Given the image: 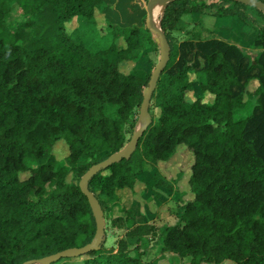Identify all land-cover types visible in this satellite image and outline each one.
<instances>
[{
  "label": "trees",
  "instance_id": "obj_1",
  "mask_svg": "<svg viewBox=\"0 0 264 264\" xmlns=\"http://www.w3.org/2000/svg\"><path fill=\"white\" fill-rule=\"evenodd\" d=\"M241 5H166L160 26L171 58L153 95L159 116L151 107L153 122L131 159L90 181L106 220L120 203V190L145 185L141 176L170 162L180 147L192 153L193 199L183 204L176 224L148 226L161 254L144 260L142 249L150 242L140 234L119 249L108 247L106 233L98 250L56 264H161L168 254L189 264H264V26L250 44L257 51L253 58L193 20L201 15L247 23ZM15 9L22 20H14ZM106 10L103 0H0V264L40 260L95 238L80 180L128 145L152 75L142 61L160 51L146 18L141 26H122L98 17ZM76 17L87 29L66 28ZM175 33L187 39L176 45ZM88 39L98 49L89 48ZM198 82L201 96L195 95ZM61 142L69 153L58 161ZM152 180L159 189L177 190L158 170ZM135 225L128 211L111 224ZM134 243L137 255L128 248Z\"/></svg>",
  "mask_w": 264,
  "mask_h": 264
},
{
  "label": "rangeland",
  "instance_id": "obj_2",
  "mask_svg": "<svg viewBox=\"0 0 264 264\" xmlns=\"http://www.w3.org/2000/svg\"><path fill=\"white\" fill-rule=\"evenodd\" d=\"M219 1V0H213ZM226 3L228 6H232L230 2L221 1ZM147 5V4H146ZM241 10L249 16L250 21L241 22L238 21V24L241 25L242 28H248L247 30L253 32V35H257L259 33V27L264 26V20L262 19L261 13L264 14V11L259 9H253L246 5L240 6ZM162 15V13H161ZM157 17L155 19L156 23L159 24L160 18ZM13 16L15 21L22 20L17 9L13 11ZM115 16L113 15L112 11L108 17L109 22L113 24H121L124 23L119 22L114 19ZM79 26L76 29L81 27H86V23L83 22L84 19H80ZM203 24V19L201 21ZM144 23V20L141 22ZM66 23V28H67ZM124 26V25H123ZM134 26V25H130ZM69 31H71L72 26H68ZM73 30V31H74ZM214 34V33H213ZM215 35V34H214ZM187 39L185 33H175L172 37V42L176 45H179L181 42ZM86 45L91 49H98V46L93 42V40L88 39L86 41ZM245 51L251 55L253 58L256 57L257 51L251 49L244 45ZM161 60V51L157 52H150L147 56L143 59L142 64L145 70V73L152 74L157 65L160 63ZM133 65L123 66L124 72H129L132 69ZM195 95L201 96V91L199 88V82L195 84ZM189 101H194V97L192 93L188 95ZM251 108H248V111L239 113L237 117H245L249 114ZM153 115L155 118L159 116L160 111L152 107ZM142 124L141 120H139V125L137 129L134 131L136 132L140 125ZM133 132V133H134ZM133 135V134H132ZM131 135V136H132ZM56 156L58 161L65 159L68 155V147L63 143H59L56 148ZM193 155L192 153L185 147H180L170 162L167 163H160L156 168L151 167L150 171L144 174L145 182L147 184V188L145 190V185H141L136 189L135 192L126 191L125 193L120 194V203L118 207H111L108 210V218L106 219V233H107V246L108 247H115L119 249L123 243H127L130 237H135L138 234L142 235L145 238H149L150 244L147 247H143L142 251L144 252V260L151 261L158 257L161 254V244L160 242L156 241V239L149 233L148 226H163V225H174L178 222L180 214L182 212V206L185 202L192 200L193 195L190 191L189 187V178L191 174V167L193 164ZM29 165H34V162L28 161ZM65 165L64 163H58L56 166L60 168L61 166ZM162 172L169 180L175 181L176 192L173 190H166V189H159L154 185L152 180V176L156 171ZM144 188V189H143ZM146 191L144 196L140 197L141 191ZM178 191V192H177ZM122 209L125 211L123 212ZM128 212H132L135 216V226H141L140 229L138 227H130L129 229H120L114 228L111 226L113 218L123 217L126 218V214ZM138 229V230H137ZM136 243L130 244L128 248L132 250L133 255H137V251H133L135 248ZM161 264H189L188 259H182L176 255L168 254L167 258ZM224 264H231L229 262H225Z\"/></svg>",
  "mask_w": 264,
  "mask_h": 264
},
{
  "label": "water",
  "instance_id": "obj_3",
  "mask_svg": "<svg viewBox=\"0 0 264 264\" xmlns=\"http://www.w3.org/2000/svg\"><path fill=\"white\" fill-rule=\"evenodd\" d=\"M173 1L175 0H149V2L146 5V11H147L146 27L155 34L157 40L159 41L161 60L151 75V79L149 81L148 87H146L144 90L143 101L140 107V120L142 124L140 125L139 129L133 133L128 145L123 150L115 154H112L106 160L92 166L80 180V184H79L80 189L82 193L87 197L96 221V234L93 242L82 248L67 249L49 255L47 257H44L40 260L27 261L23 264H56L57 262L65 258H79L85 256L91 251L98 250L101 247V245L104 243L105 235H106L105 214L99 199L90 190V181L96 175L101 173L103 170H107L112 165L119 163L124 159L126 160L131 159V157L136 152L140 144V140L143 138L145 132L149 129V127L153 122V116L151 114L153 95L156 91L161 75L165 71L171 58V47L169 41L167 39L166 34L163 32L160 26V22L159 24L156 23L153 10L158 3L162 2L164 4V8H163L164 11L166 5ZM236 1H238L243 5L264 11V2L261 0H236Z\"/></svg>",
  "mask_w": 264,
  "mask_h": 264
},
{
  "label": "crops",
  "instance_id": "obj_4",
  "mask_svg": "<svg viewBox=\"0 0 264 264\" xmlns=\"http://www.w3.org/2000/svg\"><path fill=\"white\" fill-rule=\"evenodd\" d=\"M106 3L107 10L104 14L99 15L98 17L107 18L112 11L113 15L115 16V20L124 23V26L136 25L141 26V22L144 18L147 17L146 11V0H103ZM81 18H74L68 26L71 27L72 32L75 28L79 26ZM101 19V18H100ZM203 19V25H205L209 30H211L220 40L226 41L231 44H235L241 48H244V45L250 47L253 39L258 35H253V32L247 30L245 27L242 28L241 25L238 24V19L234 17H227V18H214L210 16H201L195 15L193 16V20L201 21ZM109 20V19H108ZM101 23V22H100ZM118 24V23H116ZM121 25V24H119ZM122 25V26H123ZM245 49V48H244ZM146 174V173H144ZM144 174L141 176L144 184L145 190L147 188V182L144 180ZM147 183V184H146ZM144 189V188H143ZM126 191H131L130 189H123L118 192L120 196L121 193H125ZM146 191H141L140 197L144 196Z\"/></svg>",
  "mask_w": 264,
  "mask_h": 264
},
{
  "label": "bare ground",
  "instance_id": "obj_5",
  "mask_svg": "<svg viewBox=\"0 0 264 264\" xmlns=\"http://www.w3.org/2000/svg\"><path fill=\"white\" fill-rule=\"evenodd\" d=\"M163 8H164V4L162 2L161 3H158L154 7L153 13H154L155 19L161 15V13L163 11Z\"/></svg>",
  "mask_w": 264,
  "mask_h": 264
}]
</instances>
